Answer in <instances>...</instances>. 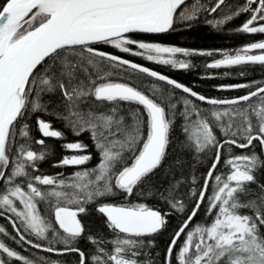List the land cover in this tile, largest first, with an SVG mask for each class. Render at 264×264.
<instances>
[{
    "label": "snow or ice",
    "instance_id": "obj_1",
    "mask_svg": "<svg viewBox=\"0 0 264 264\" xmlns=\"http://www.w3.org/2000/svg\"><path fill=\"white\" fill-rule=\"evenodd\" d=\"M201 24L264 36V0H0V264H264V39L141 38ZM197 57L236 94L145 63Z\"/></svg>",
    "mask_w": 264,
    "mask_h": 264
},
{
    "label": "trees",
    "instance_id": "obj_2",
    "mask_svg": "<svg viewBox=\"0 0 264 264\" xmlns=\"http://www.w3.org/2000/svg\"><path fill=\"white\" fill-rule=\"evenodd\" d=\"M239 19L235 21L233 27L239 24ZM141 38L148 40H155L157 42L163 43H171L182 47H190L196 49H232L241 46L247 42H253L256 39H264V36L260 34L248 35V34H236L231 32L228 29L223 31H217L210 29L207 25H199L195 29H189L182 32H171L168 34H160V35H142ZM137 62L140 61L139 58H136ZM210 62V58H202L197 57L193 59V63L196 65L194 69L190 70H174L167 66H158L153 65L150 62L147 63V66L155 67L156 70L162 71L164 74L170 75L172 78L177 79L180 82L186 84H196L198 85L197 90L204 92L206 95L210 96H232L236 93L234 92H217L214 90L213 86L219 83H230L237 82L235 73L238 71L237 68L231 69H205L204 65ZM216 74L222 76L224 71H231L233 76L231 78H222V79H211V80H201L198 79L199 76L205 74V72ZM249 76L255 77L257 79L264 76L259 66H252L249 68ZM53 125L55 128L65 131V140H58L55 138H45L46 144L50 149H52V153L44 162H41L40 168L46 174H54L56 171H60V169H55L51 167V164L54 163L58 158L65 154H71L65 152L61 148L62 143L72 142L77 137H74L71 133H68L63 125L56 120H53ZM37 138H40L39 133H35ZM79 139H82L85 143H90L88 135L84 134ZM67 172H71L72 169H67ZM177 221L173 220L172 224L174 225ZM4 223L2 219H0V224ZM167 239V233L160 238L161 246H163L164 240Z\"/></svg>",
    "mask_w": 264,
    "mask_h": 264
},
{
    "label": "water",
    "instance_id": "obj_3",
    "mask_svg": "<svg viewBox=\"0 0 264 264\" xmlns=\"http://www.w3.org/2000/svg\"><path fill=\"white\" fill-rule=\"evenodd\" d=\"M144 35H160V34H144Z\"/></svg>",
    "mask_w": 264,
    "mask_h": 264
}]
</instances>
